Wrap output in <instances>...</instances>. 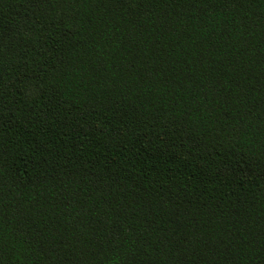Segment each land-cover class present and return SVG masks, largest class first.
Returning a JSON list of instances; mask_svg holds the SVG:
<instances>
[{"label":"trees","instance_id":"obj_1","mask_svg":"<svg viewBox=\"0 0 264 264\" xmlns=\"http://www.w3.org/2000/svg\"><path fill=\"white\" fill-rule=\"evenodd\" d=\"M0 264H264V0H0Z\"/></svg>","mask_w":264,"mask_h":264}]
</instances>
